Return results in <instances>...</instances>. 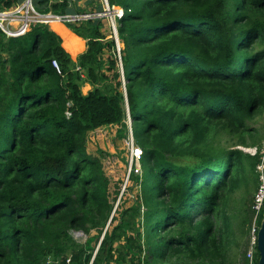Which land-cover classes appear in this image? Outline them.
<instances>
[{
	"label": "trees",
	"instance_id": "trees-1",
	"mask_svg": "<svg viewBox=\"0 0 264 264\" xmlns=\"http://www.w3.org/2000/svg\"><path fill=\"white\" fill-rule=\"evenodd\" d=\"M25 1L0 0V11ZM33 4L87 13L69 0ZM109 5L124 11L120 54L103 19L68 25L87 42L76 59L47 26L0 30V264H235L256 212L234 198L257 192L261 156L230 146L258 144L249 122L264 114V0ZM129 118L144 154L130 176L139 196L108 226L110 181L87 143L110 126L127 139Z\"/></svg>",
	"mask_w": 264,
	"mask_h": 264
},
{
	"label": "rangeland",
	"instance_id": "rangeland-1",
	"mask_svg": "<svg viewBox=\"0 0 264 264\" xmlns=\"http://www.w3.org/2000/svg\"><path fill=\"white\" fill-rule=\"evenodd\" d=\"M93 3L88 5L86 0L84 5L86 9L97 10V6L104 8L102 0H90ZM83 9V8H82ZM94 12V11H86ZM104 28L102 30L104 36L107 37V40L114 39V29L112 28V20L107 17L103 20ZM122 48V45L120 46ZM118 50V49H117ZM107 58V56H106ZM119 58V55H118ZM121 62V59H120ZM122 66V62H121ZM92 90L90 85H86L83 88L84 94H88ZM249 126L256 132V139L258 144L254 147H235L230 146V149H251V148H262L264 147V114L260 117H257L253 121L249 122ZM119 126H110L104 127L100 130L92 132L90 134L87 151L93 159L97 160L103 171L110 181V196L115 204V209L113 215L110 219L108 226L111 224L113 217L119 218L118 213L122 211L123 208L132 207L136 202L139 196V186L135 184L133 180L130 181V163H131V150L128 147L127 140L119 138ZM221 142L224 146L228 147L229 141L225 138L221 139ZM248 151V150H245ZM129 177V180H128ZM119 192V195L116 194ZM256 191H251L247 196L245 193L238 194L234 198L238 206H241L242 203L243 209L249 212V209L254 206V197ZM250 217V216H249ZM236 222H234V227H236ZM72 237L80 242L84 243L86 237L81 232H71ZM232 257L235 261V264H244V256L249 259V252L251 251V242L250 238L243 237L239 238L237 244L233 246ZM131 264V261L128 262Z\"/></svg>",
	"mask_w": 264,
	"mask_h": 264
},
{
	"label": "built area",
	"instance_id": "built-area-1",
	"mask_svg": "<svg viewBox=\"0 0 264 264\" xmlns=\"http://www.w3.org/2000/svg\"><path fill=\"white\" fill-rule=\"evenodd\" d=\"M103 1V11L100 13L97 12H87L83 14H71V15H55L53 13H40L36 10L33 0H26L24 3L15 6L11 9H6L0 11V30L8 38H19L28 34L34 26L43 25L47 26L50 29L53 28V25L59 24L68 27L72 24H80L83 21L95 20V19H105L109 17L112 20V28L114 29V40H118V29H117V20L124 17V11L109 5V0ZM118 50L120 49L117 45ZM55 67L59 70L58 65L55 63ZM129 125V134L127 136V144L131 150V163H130V172L129 176L132 174L142 175V160H143V151L136 144L134 135L131 129L132 121L128 120ZM243 152L256 156L260 154L261 160L257 168L259 174V188L254 197V206L253 209L256 212L254 216V221L251 228V251L249 252V258L251 263L255 259L257 249V235L260 227H258L257 219L264 211V147L259 150L258 148L243 149ZM248 150V151H245ZM129 180V177H128Z\"/></svg>",
	"mask_w": 264,
	"mask_h": 264
},
{
	"label": "bare ground",
	"instance_id": "bare-ground-1",
	"mask_svg": "<svg viewBox=\"0 0 264 264\" xmlns=\"http://www.w3.org/2000/svg\"><path fill=\"white\" fill-rule=\"evenodd\" d=\"M53 29L61 36L65 50L72 56L76 57L83 51L85 44L83 39L65 29L63 25L55 24L53 25Z\"/></svg>",
	"mask_w": 264,
	"mask_h": 264
},
{
	"label": "water",
	"instance_id": "water-1",
	"mask_svg": "<svg viewBox=\"0 0 264 264\" xmlns=\"http://www.w3.org/2000/svg\"><path fill=\"white\" fill-rule=\"evenodd\" d=\"M118 40L116 39V43L119 46V36L117 35ZM118 53H121V48L118 50ZM127 97V95H126ZM129 111V109H128ZM103 239V238H102ZM257 249H258V253H259V263L258 264H264V213H263V219L261 222V226L260 229L258 231V235H257Z\"/></svg>",
	"mask_w": 264,
	"mask_h": 264
},
{
	"label": "crops",
	"instance_id": "crops-1",
	"mask_svg": "<svg viewBox=\"0 0 264 264\" xmlns=\"http://www.w3.org/2000/svg\"><path fill=\"white\" fill-rule=\"evenodd\" d=\"M86 0H69V3H70V5H71V7L73 8V10H75L76 8H78V9H81V10H84V8L86 9V7L83 5L82 6V4H84V2H85ZM92 1H90L89 0V2H87L88 3V5H90V4H92V7H93V3H91ZM83 8V9H82ZM88 11H94L93 9H87ZM87 10H85V11H87ZM65 29H67V30H69L71 33H73L68 27H66V26H63ZM51 30L52 31H54V32H56L57 34H58V32L57 31H55L53 28H51ZM74 34V33H73ZM59 35V34H58ZM61 37V36H60ZM84 41V40H83ZM84 49H83V51H81L76 57H74V56H72L74 59H76L79 55H81V54H83L85 51H86V49H87V42L86 41H84Z\"/></svg>",
	"mask_w": 264,
	"mask_h": 264
},
{
	"label": "clouds",
	"instance_id": "clouds-1",
	"mask_svg": "<svg viewBox=\"0 0 264 264\" xmlns=\"http://www.w3.org/2000/svg\"><path fill=\"white\" fill-rule=\"evenodd\" d=\"M120 9V8H119ZM122 10V9H121ZM119 36V35H118ZM129 113V112H128ZM130 120H131V118H130ZM131 129H132V126H131Z\"/></svg>",
	"mask_w": 264,
	"mask_h": 264
}]
</instances>
